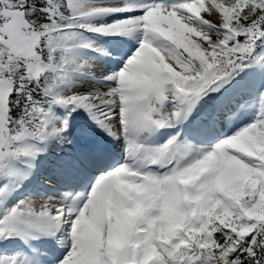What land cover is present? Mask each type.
Instances as JSON below:
<instances>
[{"label": "snow or ice", "instance_id": "6c2138e0", "mask_svg": "<svg viewBox=\"0 0 264 264\" xmlns=\"http://www.w3.org/2000/svg\"><path fill=\"white\" fill-rule=\"evenodd\" d=\"M0 264H264V0H0Z\"/></svg>", "mask_w": 264, "mask_h": 264}]
</instances>
